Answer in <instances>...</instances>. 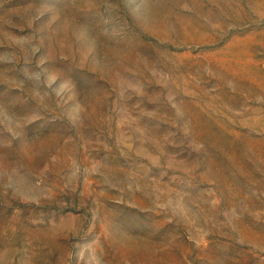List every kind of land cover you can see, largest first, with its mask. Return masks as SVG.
<instances>
[{
  "label": "rangeland",
  "instance_id": "rangeland-1",
  "mask_svg": "<svg viewBox=\"0 0 264 264\" xmlns=\"http://www.w3.org/2000/svg\"><path fill=\"white\" fill-rule=\"evenodd\" d=\"M0 264H264V0H0Z\"/></svg>",
  "mask_w": 264,
  "mask_h": 264
}]
</instances>
